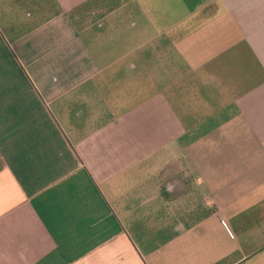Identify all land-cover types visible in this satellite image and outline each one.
I'll list each match as a JSON object with an SVG mask.
<instances>
[{
	"label": "crops",
	"instance_id": "0c3cea01",
	"mask_svg": "<svg viewBox=\"0 0 264 264\" xmlns=\"http://www.w3.org/2000/svg\"><path fill=\"white\" fill-rule=\"evenodd\" d=\"M0 264H264V0H0Z\"/></svg>",
	"mask_w": 264,
	"mask_h": 264
},
{
	"label": "built area",
	"instance_id": "2783aa9c",
	"mask_svg": "<svg viewBox=\"0 0 264 264\" xmlns=\"http://www.w3.org/2000/svg\"><path fill=\"white\" fill-rule=\"evenodd\" d=\"M223 225H224V226H226V224H225V223H223Z\"/></svg>",
	"mask_w": 264,
	"mask_h": 264
}]
</instances>
